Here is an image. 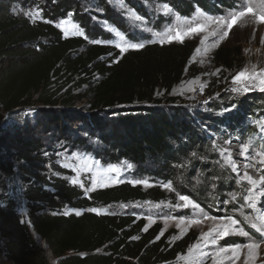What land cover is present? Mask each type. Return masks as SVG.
I'll return each mask as SVG.
<instances>
[{"label":"trees","instance_id":"obj_1","mask_svg":"<svg viewBox=\"0 0 264 264\" xmlns=\"http://www.w3.org/2000/svg\"><path fill=\"white\" fill-rule=\"evenodd\" d=\"M161 1L186 15L192 14L195 6L211 13L222 11L208 0ZM227 1L220 0L218 7L230 6ZM21 2L0 0V264L6 263L5 257L11 264H54L49 254L60 264H159L175 260L182 251L180 245L166 251L149 235L134 241L130 238L139 235L141 225L133 227L128 217L90 211L112 202L157 199L162 195L159 188L143 191L139 185H121L86 194L62 175L70 171L47 157L36 135L39 129L32 125L5 127L1 112L12 113L34 104L41 108L42 116L53 118L42 122L44 128L81 116L92 127L89 131L82 128L86 136L78 134L74 143L91 151L97 160L113 164L126 160L138 167L141 176L152 180L173 181L184 174L185 167L193 175L205 172L209 187L196 186L192 195L199 202L204 200L206 206H214L226 193L240 188L228 171L222 172L216 165L217 150L212 153V139L200 126L206 122L212 128L219 119L179 106H162L163 100L156 95L158 87L171 92L186 60L173 55L159 58L171 51L153 47L107 66L111 60L101 59L110 52L107 46H87L82 36L67 39L55 25L54 18L68 13L91 31L73 0H48L52 9H44L49 13L38 19L20 11ZM102 33L99 30L94 38ZM96 72L103 78L91 82ZM86 84L90 90L85 92L81 89ZM82 100L90 106H82L88 115L76 112ZM249 111L250 118L261 117L264 98L254 100ZM233 123L245 136H256L255 127L240 120ZM73 133L76 135L75 130ZM90 137L99 139L100 148L87 145ZM5 141L13 144L14 151L9 148L5 152ZM12 178L23 184L28 221L23 220L12 198L13 187L8 185ZM67 208L81 214L62 213Z\"/></svg>","mask_w":264,"mask_h":264},{"label":"rangeland","instance_id":"obj_2","mask_svg":"<svg viewBox=\"0 0 264 264\" xmlns=\"http://www.w3.org/2000/svg\"><path fill=\"white\" fill-rule=\"evenodd\" d=\"M208 1L215 3L216 8L222 11L211 13L195 6L192 14L186 15L173 5L170 6L161 0H73L76 9L81 12V15H85L91 31L83 29L75 21L74 16L68 13L57 16L53 21L64 32L67 39L82 36L87 39V46H107L110 50L109 54L101 57L106 62L111 60L107 66L115 64L125 55L144 50L152 51L153 47L169 48L171 51L163 52L159 58L173 55L175 58L177 56L181 60H186L184 72L181 78L173 84L171 92L168 93L164 87H158L156 95L163 100L162 106H179L190 113L205 117L213 115L221 122H217L218 125H213L212 128L206 126L209 125L206 122H200V126L212 139V153L214 148L217 150L218 157L214 160L216 165L222 172L228 171L240 188L235 187L226 193L218 204L208 207L204 204L206 203L204 200L199 202L192 195L196 186L209 187V182L204 179L205 172H197L193 175L185 167L184 174H180L173 181L152 180L141 176L137 170L138 167L126 160H121L116 164L102 163L99 159L97 160L91 151L83 150L74 143L78 134L86 136V133L81 131L82 128L92 127L81 120L83 119L81 116L76 117V121L68 117L69 122L64 120L59 125L50 124L49 127L44 128L42 122H49L47 119L53 118L42 116L41 108L33 104L32 107L19 109L20 112L16 110L11 113L2 110V122L5 127L11 129L24 125H32L39 129L36 135L42 142L47 157H52L56 164L70 171V174L62 175L73 185L81 186L86 194L99 189L117 188L121 185L132 187L139 185L143 191L159 188L162 195L157 199L138 198L101 204L99 207L90 209L97 215L128 217L132 219L133 227L141 225L138 227L140 228L139 235L130 238L134 241H139L142 235H149L154 236L152 242L161 243L162 249L166 251L177 245L182 247V251L177 254L175 260L159 264H233V260L229 259L232 256L231 252L216 255L219 247L231 248L240 245L243 248L245 244L253 241L260 243L259 249L256 250L255 264H264V240H261L260 233L251 227V223L257 222V218L262 215L259 205L264 201V194H262L264 182L259 181L260 176H264V164L260 163L264 157L257 155V153L264 152V114L256 120L249 117V109L253 101L264 98V91L261 90L264 85H261L259 78H242L239 82H233V78L245 68L248 69L249 74L252 73L254 66L257 72L264 69V23L257 19L262 0H228L227 3L231 4L228 7H218L220 0ZM245 4L253 7L255 14L240 18L230 31L223 28L219 29L216 36L212 35L213 31H217V25L211 22L212 20L223 17L229 21V14ZM45 5L46 8H42ZM165 5L171 9L170 12L165 11ZM44 9H52L48 0H30V2L23 0L20 7V11L30 15L33 19L46 16L49 12ZM198 24L204 26L203 32L184 34L189 27H196ZM99 30H103L104 33L94 38ZM222 31H228V35L219 39V32ZM178 32L183 42L175 39ZM157 33L161 35L158 36ZM169 37H173L171 42H168ZM130 43H141L144 47L132 49L127 47ZM85 47L81 48V51H84ZM121 47L126 50L121 51ZM95 75L91 76V82H97L103 78V74L99 72ZM87 79L90 80V78ZM245 88L248 90L245 91ZM234 89H239V91H234ZM81 90L86 92L90 90V87L86 84ZM82 106L90 107L84 100L79 101L76 112L88 115L87 111H82ZM99 116L105 119L101 115L97 117ZM236 120L255 127L256 136H245L244 131L233 126ZM87 121L90 120L87 119ZM74 130L76 135L73 133ZM98 143H100L99 139L90 137L87 145L98 149L100 148ZM4 145L7 146L6 153L9 148L14 151V146L9 141H5ZM244 145H248V158L240 154ZM229 157L237 165L236 172L232 170L228 162ZM204 162L209 163L208 160ZM16 171H19L18 167ZM245 171L258 181V186L254 189L258 205L255 208H249L244 201L250 185L247 180L239 179L237 173L242 176ZM136 181H147L148 183L146 185L135 183ZM166 184L170 187H164ZM8 185L13 187L12 198L17 204L19 213L23 220L28 221L27 203L23 199V184L18 179L12 178ZM179 195H188L195 204L199 205L200 209H203V213L190 206L175 207L177 204L185 203L179 200ZM77 212L81 214V211L67 208L62 213ZM204 214L208 217H216V219H206ZM225 217L238 220L239 223L232 227L242 228L249 233V236L230 232L229 236L218 240L216 245L210 243V238L209 242L205 243L201 238L203 233L221 224H230V221L224 219ZM245 217L249 219L246 220ZM192 221H199V223H192ZM36 238L39 243L43 244L38 236ZM194 245L198 247H193ZM1 247L0 243V253ZM247 251L246 248L243 249L240 259L236 260L235 264H244ZM49 258L54 264H60L50 254ZM4 261L5 264H11L6 257ZM249 264L252 262L250 261Z\"/></svg>","mask_w":264,"mask_h":264},{"label":"snow or ice","instance_id":"obj_3","mask_svg":"<svg viewBox=\"0 0 264 264\" xmlns=\"http://www.w3.org/2000/svg\"><path fill=\"white\" fill-rule=\"evenodd\" d=\"M164 9L166 12L171 11V9H169L167 5L164 6ZM248 14H255L254 9H253V7L249 6L248 4H245L240 9L236 10L234 13L229 14L230 15L229 21H226L223 17L216 18L215 20H212L211 22L216 23V25H217V31H213L212 35L216 36L219 29H223V28H226L228 31H230L232 29L233 25L237 24V22L240 20V18L245 17ZM136 19H140V17H136ZM257 19L261 23H264V0H262L261 6H260V14L258 15ZM204 30H205L204 26L198 24L196 27H189L184 34L185 35H191L194 33L203 32ZM228 31L219 32V39L225 38L228 35ZM157 35L159 36L161 34L157 33ZM172 39H173V37H169L168 42H171ZM175 39H179L180 42H183V38L180 36L179 32L177 33V36L175 37ZM161 42H163V41H161ZM117 47H120V45H117ZM127 47L132 48V49H140V48H143L144 45L141 43H130V44H128ZM125 50H126V48L121 47V51H125ZM197 51H199V49H197ZM242 78H248V79L259 78L261 85H264V69L257 72L255 70V66H254L252 73L249 74L248 69L245 68L244 70L239 72L233 78V82L234 83L239 82V81H241ZM247 90L248 89L245 88V91H247ZM261 90L264 91V87H262ZM234 91H239V89H234ZM247 152H248V145H244L242 147L240 154L245 156V158H248ZM193 155H195V153H193ZM257 155L264 157V152L257 153ZM228 162L231 165L232 170L234 172H236L237 171V165L231 160L230 157L228 158ZM260 163L264 164V159H262L260 161ZM129 167H131V165H129ZM237 175H238L239 179L247 180L249 182V185H250V187L247 190V195H245V197H244L245 203L247 204V206L249 208L257 207L258 205L256 202L254 189L258 186V181L256 179H254L251 175H249V173L247 171H245L242 176H240L239 173H237ZM259 181L264 182V176H260ZM73 182L75 183L76 181H73ZM135 183H143V184L147 185L148 182L147 181H136ZM164 187H170V185L166 184V185H164ZM262 194H264V190H262ZM179 200L184 201L185 203L183 205L177 204V205H175V207L187 208L190 206L193 209H199V211L201 213H203V209H200L199 205L195 204L189 198L188 195H179ZM259 206L262 209V215L257 218V222L251 223V227L253 229H255L258 233H260L261 240H264V201H262ZM93 211H95V209H93ZM76 214L79 215L80 213L77 212ZM204 215H205L206 219H213V220L216 219V217H208L206 214H204ZM224 219L230 221V224H221L217 228L211 229L209 232L202 234L201 238L205 241V243L209 242V238H210V243L213 245H216L218 240L229 236L230 232L242 234L245 237L249 236V233L245 232L242 228H233L232 227V226H235L239 223L238 220H236L233 217H225ZM245 219L248 220L249 218L245 217ZM192 223H199V221H192ZM193 247H198V245H194ZM259 247H260V243L257 241L247 243L243 246V248L240 245H235V246H232L231 248L220 246L216 255L219 256L221 253L231 252L232 256L229 257V259L233 260V264H235V261L240 259V254L242 253L243 249L246 248L248 251H247L246 258L244 260V264H249L250 261L252 262V264H255V259L257 258L256 257V250H258ZM190 251H191V249H190Z\"/></svg>","mask_w":264,"mask_h":264}]
</instances>
